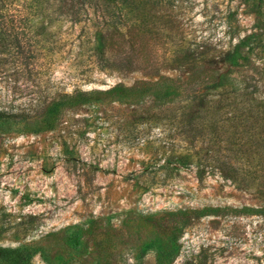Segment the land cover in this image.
<instances>
[{
    "label": "rangeland",
    "instance_id": "1",
    "mask_svg": "<svg viewBox=\"0 0 264 264\" xmlns=\"http://www.w3.org/2000/svg\"><path fill=\"white\" fill-rule=\"evenodd\" d=\"M147 9L127 15L145 42L130 64L114 54L123 28L92 8L79 22L48 8L35 58L0 54V246L26 247L28 264L264 262V162L254 166L264 147L230 142L235 129L246 142L264 139V0ZM105 37L106 63L96 56ZM241 41L250 65L234 69L245 91L209 90L189 108L162 97L164 77L224 71ZM76 91L93 94L47 109ZM214 152L229 153L238 172H222L206 157Z\"/></svg>",
    "mask_w": 264,
    "mask_h": 264
},
{
    "label": "trees",
    "instance_id": "2",
    "mask_svg": "<svg viewBox=\"0 0 264 264\" xmlns=\"http://www.w3.org/2000/svg\"><path fill=\"white\" fill-rule=\"evenodd\" d=\"M173 1L176 0H13L11 4H7L5 0H0V54L15 55L16 58L21 57L23 59L35 58L37 56V45L40 42L39 37L47 33V25L44 19L48 15H46L44 11H47L48 8H50L51 11H57L60 15H68L73 22H79L81 20V14L92 8L93 11H106V13H104L105 17L101 18L104 19L101 20L103 24L113 26L118 31L123 28V32L120 31L121 41L119 44L117 43L114 54L122 55L124 60L130 64L131 57L134 56L137 59L139 52L142 51L145 45V42L142 43V45L135 42L134 37L136 35H133V31L140 27V23H129L130 19L127 15L132 11H138L144 7H148L147 10L149 11L150 9H155L157 5H167L171 4ZM143 28L144 25H142V31ZM147 31H150V28H148ZM241 43L242 41L240 44L234 46L228 58L229 67H226L224 71L212 68L210 65H200L201 69L198 70L199 72L197 75L193 74L192 76L182 80L175 77H164L163 80L167 85L165 82L162 84L163 91H160L162 97L170 98L171 101H183L185 102L186 107L189 108L191 103V107L194 106L193 102L200 103L207 95L206 92L209 90L228 88L230 90L229 93H233L237 90L245 91L249 86L247 84V76L244 74L240 77V74L237 73H240L241 71L234 69L235 66L245 67L250 65L249 57L243 55L240 51ZM99 44L100 49L96 53V56H98L100 61L106 63L108 62L106 37L104 38V41ZM143 56L144 53L142 55V61L146 62L147 67L151 66L149 63L150 52H147L146 57ZM238 60H240V63H238ZM241 70L247 71L248 68ZM195 82H197L196 85H199L200 87L199 89H195L190 92L188 86L194 84ZM92 94L93 91H76L74 96L70 94H62L60 99L57 101H50L47 109L53 112L57 109V107L67 104L66 98L71 99L76 97V101L80 102L83 97L87 96L88 99L89 95ZM262 101L264 102V98ZM260 106L263 107L264 104H261ZM55 107L56 109H54ZM196 107L200 110V104H197ZM198 110L195 111V113H197ZM263 116L264 112L262 113L261 118ZM194 118L195 116L185 121L188 136L191 132H197V126L194 124ZM256 126L248 128L253 129L256 128ZM230 136V142L235 145L244 146V152L251 147L254 149L264 147L263 138L260 139V141L253 140L246 142L245 137L242 135L239 136L236 129L232 130ZM191 140L192 139L190 138L189 141ZM234 149L228 148L225 150H230L231 153ZM218 151L219 149L215 152ZM209 152L210 151H208V153ZM215 152L212 153L210 157L207 154L206 157L219 162L221 164L219 168L222 172H228L229 170H233L235 173L238 172L239 166L238 168L234 166L235 163L231 161L232 157L229 153L221 152L220 155L217 156ZM185 155L187 154L179 155L181 158L180 162L185 161ZM222 157H224V159ZM259 162H264V157L261 161L258 160L254 166H257ZM241 163L242 162L240 161L238 164ZM196 164V173L198 178L201 179L204 176L205 165L202 163L203 167H201V161H199V159ZM243 169L247 172L246 174L252 175L256 173V168L249 170V167H246V164H243ZM31 255L32 252L24 246H0V264H28ZM260 264H264V262Z\"/></svg>",
    "mask_w": 264,
    "mask_h": 264
}]
</instances>
